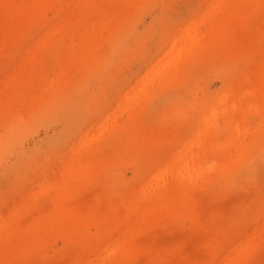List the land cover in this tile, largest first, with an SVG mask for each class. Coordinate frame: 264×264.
<instances>
[{
    "label": "rangeland",
    "instance_id": "rangeland-1",
    "mask_svg": "<svg viewBox=\"0 0 264 264\" xmlns=\"http://www.w3.org/2000/svg\"><path fill=\"white\" fill-rule=\"evenodd\" d=\"M0 264H264V0H0Z\"/></svg>",
    "mask_w": 264,
    "mask_h": 264
}]
</instances>
